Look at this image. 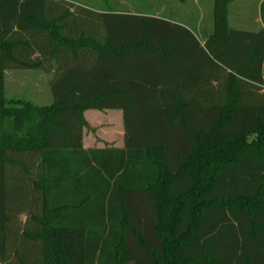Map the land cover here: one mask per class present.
Listing matches in <instances>:
<instances>
[{"label": "trees", "instance_id": "16d2710c", "mask_svg": "<svg viewBox=\"0 0 264 264\" xmlns=\"http://www.w3.org/2000/svg\"><path fill=\"white\" fill-rule=\"evenodd\" d=\"M0 0V264H264L263 28ZM196 29V30H195ZM54 72L53 102L8 99ZM119 109L124 146L86 149Z\"/></svg>", "mask_w": 264, "mask_h": 264}, {"label": "rangeland", "instance_id": "374dc122", "mask_svg": "<svg viewBox=\"0 0 264 264\" xmlns=\"http://www.w3.org/2000/svg\"><path fill=\"white\" fill-rule=\"evenodd\" d=\"M75 5H89L96 8H104L106 3H111L115 0H69ZM132 11H151L155 8L148 4L146 0H131ZM182 5L176 6L173 9V17L183 24L197 27L199 38L203 40L202 31L210 32L213 30L214 25V0H182ZM260 0H234L229 7V23L232 28L257 31L261 29V13L259 7ZM151 9H147L148 6ZM126 8V7H125ZM124 9V10H128ZM153 11V10H152ZM159 15V14H156ZM200 19V20H198ZM195 29V30H196ZM54 78V72H45L39 69H9L6 71L5 76V93L8 99H25L40 106H47L53 102V95L51 91V81ZM101 111V110H98ZM108 113L114 112L120 114L122 122V112L119 109L103 110ZM113 124H117L115 119ZM100 131H109L104 125L98 127H88L86 136H93ZM108 134V133H107ZM110 144L109 141L103 142ZM114 144V143H111Z\"/></svg>", "mask_w": 264, "mask_h": 264}, {"label": "crops", "instance_id": "0c3cea01", "mask_svg": "<svg viewBox=\"0 0 264 264\" xmlns=\"http://www.w3.org/2000/svg\"><path fill=\"white\" fill-rule=\"evenodd\" d=\"M139 0L138 2L141 3ZM148 4H151L153 7L155 5V8L152 9L151 11H141L139 10L140 13L142 14H159V17L171 20V21H177L176 17H173V9L176 6L182 5L184 2L182 0H146ZM264 0L259 1V7H261V4ZM131 0H115L111 4L116 5V8L118 10H123L131 7ZM109 3V2H108ZM143 4V3H141ZM88 6L90 8H94L97 10H101L100 8L96 7H91L89 5H84ZM150 5L147 7V9H151ZM126 7V8H125ZM131 9V8H129ZM132 12H137V11H132ZM200 20V19H198ZM262 22V19H261ZM199 28V25H195ZM261 28H263V22L261 24ZM109 110V109H106ZM103 111V110H101ZM98 111L97 109H90L85 111L84 116L89 123V126L91 127H98V126H106L109 131H100L97 134H93V136H86V130L88 127L84 129V135H83V145L84 148L90 149V148H104L107 145H111L117 148H122L124 146V125H123V113H122V122H121V116L118 113L110 112L108 113L107 111L101 112ZM122 112V111H121ZM117 119V124H113L112 122ZM108 133V134H107ZM109 141L110 144H104L103 142ZM114 143V144H111Z\"/></svg>", "mask_w": 264, "mask_h": 264}]
</instances>
